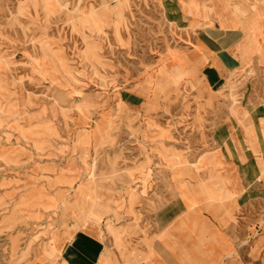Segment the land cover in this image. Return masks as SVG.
Instances as JSON below:
<instances>
[{
    "label": "rangeland",
    "instance_id": "rangeland-1",
    "mask_svg": "<svg viewBox=\"0 0 264 264\" xmlns=\"http://www.w3.org/2000/svg\"><path fill=\"white\" fill-rule=\"evenodd\" d=\"M184 31L148 0H0V264L63 261L60 237L51 260L34 251L79 221L64 202L137 247L167 221L173 190L231 172L213 159V131L246 105L255 72L211 91ZM90 191L117 216L92 215Z\"/></svg>",
    "mask_w": 264,
    "mask_h": 264
},
{
    "label": "crops",
    "instance_id": "crops-1",
    "mask_svg": "<svg viewBox=\"0 0 264 264\" xmlns=\"http://www.w3.org/2000/svg\"><path fill=\"white\" fill-rule=\"evenodd\" d=\"M148 1L163 6L178 26L184 21L190 66L201 68L200 79L211 91L224 88L232 74L255 72L246 105L228 113L213 131L214 148L221 144L224 153L213 159L231 172L208 178L210 184L200 190H173L172 201L160 211L167 221L137 247L122 243V233L108 223L104 232L114 238L110 243L91 216L81 215L82 204L64 202L63 210L79 221L60 236L53 234L34 254L51 260L59 250L53 239L60 237L59 264H264V216H258L257 205L259 188L264 189V0ZM205 171L200 175L207 177ZM90 192L102 209L92 215L117 216L115 202L101 203L97 192Z\"/></svg>",
    "mask_w": 264,
    "mask_h": 264
}]
</instances>
